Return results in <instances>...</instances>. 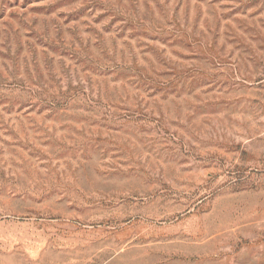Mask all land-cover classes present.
I'll use <instances>...</instances> for the list:
<instances>
[{"label": "rangeland", "instance_id": "rangeland-1", "mask_svg": "<svg viewBox=\"0 0 264 264\" xmlns=\"http://www.w3.org/2000/svg\"><path fill=\"white\" fill-rule=\"evenodd\" d=\"M0 264H264V0H0Z\"/></svg>", "mask_w": 264, "mask_h": 264}]
</instances>
